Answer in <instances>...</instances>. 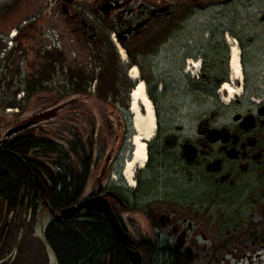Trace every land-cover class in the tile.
<instances>
[{
	"label": "flooded vegetation",
	"instance_id": "flooded-vegetation-1",
	"mask_svg": "<svg viewBox=\"0 0 264 264\" xmlns=\"http://www.w3.org/2000/svg\"><path fill=\"white\" fill-rule=\"evenodd\" d=\"M35 1L41 5L39 12L48 15L47 26L78 43L87 39L97 48L109 46L108 39L111 45H120L125 50L144 44L159 45L155 41L159 34L184 31L188 19L200 22L204 29L211 28L208 39L222 37L227 45L236 46L242 80L234 84L247 93L244 101L234 99L221 106L217 100L223 94L222 83L230 76V46L229 52L218 49L220 65L224 67L219 68L214 81L207 78L204 69L207 64L200 57L202 71L195 76L196 81L194 77L185 79L187 60L181 48L180 56L168 60L171 72L164 75L167 79L159 77L147 84L155 111V132L147 142L145 165L134 172L133 187L122 177L123 166L118 170V182H107L113 149L104 154L99 166L96 164V179L90 184V170L98 153L84 149L89 168L80 201L102 199L105 212L116 219L130 240L129 249L139 254L141 264H264V87L261 86L264 70L257 74L251 66L264 63V24L250 25L252 5L253 12H260L264 23V3ZM210 10L216 11L215 14L206 16ZM223 15L227 17L226 25L204 23L213 18L218 22ZM43 25L41 20L31 25L30 30L31 26L22 28L15 38L17 48L26 41L36 43ZM9 106L16 110L0 114V153L13 156L23 166L27 161L34 162L31 168L47 183L50 181L43 168L51 169L56 160L52 155L57 153H53L52 147L56 151L58 147L66 150L72 163L81 157L80 151L75 155L73 128L66 136L59 130L53 136L46 133L43 125L49 122L43 121L48 118L53 121L54 111L24 115V109L16 108L17 103ZM40 213L48 217L45 222L41 220L43 230L53 218L43 202L36 211H28V218L34 215L36 227ZM100 214L109 223L108 216ZM48 250L47 264L49 260L55 262L51 249Z\"/></svg>",
	"mask_w": 264,
	"mask_h": 264
},
{
	"label": "rangeland",
	"instance_id": "rangeland-1",
	"mask_svg": "<svg viewBox=\"0 0 264 264\" xmlns=\"http://www.w3.org/2000/svg\"><path fill=\"white\" fill-rule=\"evenodd\" d=\"M259 2L264 3V0H257L258 4ZM40 9V3L35 0H0V114L15 111L9 106L13 103H17L18 107L16 106V108L24 109V115L41 110L44 112L43 115H46L47 111L48 114L54 111L53 121L51 118L43 121L44 123L49 122L43 125L48 135L53 136L56 133L55 130H59L61 134L66 136L72 133L70 129L73 128L72 141L75 144L82 143L83 150L98 153L95 164L90 170V184L92 185L97 175L96 164L98 166L101 164L106 152L113 149V153H115L107 182L110 180L118 182V170L122 168L123 163L131 155L130 141L135 130L131 124L132 116L128 112V94L133 88V83L127 78L129 67L132 65L137 67L149 98L148 82L155 81L159 77L166 78L167 73L171 72L168 70L170 67L168 63L172 61L171 57L180 56L181 48L185 51L186 60L194 62L196 59L199 60V57L204 60L207 64L204 68L207 71V78L214 81L219 68L224 67V65H220L218 49L221 47L228 52L230 46L222 37L208 39L211 28L204 29L200 27V22L197 23L195 19L192 21L188 19L184 31L159 34V37L155 39V41H159V45L148 46V44H144L137 49L125 50L120 45H111L110 39H108L107 43L111 49L106 51L103 58L99 54L98 48L89 43L87 39L78 43L73 39L63 37L55 28L47 26L48 15L44 12L42 15L39 12ZM251 9L250 25H263L264 23L260 19L261 13H254L255 6L253 5ZM215 12L210 10L205 14L210 17ZM35 14H39L38 19L26 24L31 26L40 23L42 20L44 25L43 28H40L37 42L26 41L21 43L24 45L23 47L17 49L18 44L15 42V38L8 39L11 29L18 28L17 30L21 32L24 29L20 27L22 26L20 22ZM196 15L198 16L199 13ZM225 18H227L226 15H223L218 17V22L214 21L215 18H213L204 23L226 25L228 22ZM50 29H55L58 34L61 43L60 50H54V47L49 45L48 51L41 56L44 49L43 44L49 42V39L43 37V34ZM100 36L105 40L106 37L103 32L100 33ZM228 39L230 40L229 36ZM10 42L12 47L8 49ZM119 51L124 52V60L121 59ZM54 61L65 62L69 67L66 80H68L70 87L64 88L62 94L55 90V84L49 80L52 71L51 63ZM173 61L175 62V60ZM98 62L100 67L103 62V75L100 74L95 91L88 93L90 71L97 67ZM251 66L256 69L255 73L257 74L264 70V63ZM201 71V68L192 69L185 79L190 80L191 77H194L193 79L196 81L195 76H199ZM40 78H42L40 83L34 87V84L31 83L32 79ZM234 86L239 87L237 84ZM261 86L264 87V80H262ZM241 89V94L234 99L241 98L244 101L243 98H247L248 95L242 87ZM223 96L224 94L220 95V99H217L219 105L230 104L222 102ZM202 107H204V102ZM77 161L78 158L74 159L75 165H77ZM47 218L45 214L40 216V222L34 230L36 236H39V229L43 225V223L41 225V220L45 222ZM48 251L47 247L46 252ZM55 262L49 260V264H55Z\"/></svg>",
	"mask_w": 264,
	"mask_h": 264
},
{
	"label": "trees",
	"instance_id": "trees-1",
	"mask_svg": "<svg viewBox=\"0 0 264 264\" xmlns=\"http://www.w3.org/2000/svg\"><path fill=\"white\" fill-rule=\"evenodd\" d=\"M110 49L103 45L99 54L104 58ZM41 79L31 83L36 87ZM81 144L74 143L75 155L81 152L80 166L71 162L66 150L52 147L56 160L51 169L43 168L50 183L31 168L34 162L23 166L0 153V264H47L46 246L56 264H130L112 227L97 212L81 211L60 221L50 218L39 236L34 234V215L28 218V211H36L43 202L56 214L80 201L89 168Z\"/></svg>",
	"mask_w": 264,
	"mask_h": 264
},
{
	"label": "bare ground",
	"instance_id": "bare-ground-1",
	"mask_svg": "<svg viewBox=\"0 0 264 264\" xmlns=\"http://www.w3.org/2000/svg\"><path fill=\"white\" fill-rule=\"evenodd\" d=\"M15 35L16 31H12L8 39H13ZM119 54L121 59L124 60V52L119 51ZM239 61L238 49L235 45H231L228 62L230 76L228 81L224 82L220 89V93L222 92L224 94L222 97V102L224 104L232 102L234 97H238L242 92L241 86H234V82L240 83L242 80V68ZM187 64V70H185L187 72H190L192 69H197L200 66L199 61H188ZM127 78L133 83V88L128 94V112L132 116L131 124L135 130V134L131 137L130 142L132 151L129 156L130 158L124 163L122 177L131 187L133 185L135 170L142 168L146 163V142L150 141L154 136L155 117L152 103L146 93L144 81L140 78L138 69L135 65L129 67Z\"/></svg>",
	"mask_w": 264,
	"mask_h": 264
},
{
	"label": "water",
	"instance_id": "water-1",
	"mask_svg": "<svg viewBox=\"0 0 264 264\" xmlns=\"http://www.w3.org/2000/svg\"><path fill=\"white\" fill-rule=\"evenodd\" d=\"M103 206L104 205L100 197L88 198L74 206L61 210L58 214L54 215V219L56 221L71 219L74 218L77 214H79L82 210H85L87 212L91 211L97 213H105V215L108 216L110 226L112 227L114 233L116 234L117 238L119 239L124 248L125 255L129 260L130 264H141L139 254L129 249L130 240L123 233L113 215L106 213ZM51 213L54 214L53 211H51Z\"/></svg>",
	"mask_w": 264,
	"mask_h": 264
},
{
	"label": "built area",
	"instance_id": "built-area-1",
	"mask_svg": "<svg viewBox=\"0 0 264 264\" xmlns=\"http://www.w3.org/2000/svg\"><path fill=\"white\" fill-rule=\"evenodd\" d=\"M49 39H50V41L53 43L54 40H53L52 38H50V37H49ZM43 54H44V50H42V52H41V55H43ZM54 65H55V70H56L58 73H60V74H61V73H62V74H65V73L67 72L65 62H62V63H60V64H58V63H54ZM97 72H98V70L96 69V71H95V77H96V75H97ZM95 83H96V80L94 79L93 82H92V85H91V90L94 89Z\"/></svg>",
	"mask_w": 264,
	"mask_h": 264
}]
</instances>
